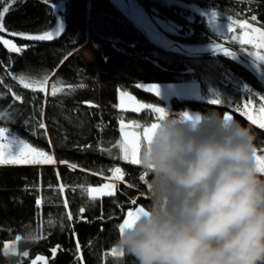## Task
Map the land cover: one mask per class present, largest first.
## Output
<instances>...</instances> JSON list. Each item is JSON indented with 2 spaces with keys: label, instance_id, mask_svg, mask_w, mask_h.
I'll return each instance as SVG.
<instances>
[{
  "label": "trees",
  "instance_id": "trees-1",
  "mask_svg": "<svg viewBox=\"0 0 264 264\" xmlns=\"http://www.w3.org/2000/svg\"><path fill=\"white\" fill-rule=\"evenodd\" d=\"M135 2L142 7L143 16L152 17L167 35L186 45L224 42L250 55L248 46L227 40V35L209 26L208 12L222 13L218 18L238 26L241 20H252L255 15L264 25V4L245 0ZM4 8L9 9L3 15L7 31H0V35H43L55 29L58 17L62 25L51 40L31 42L14 36L23 49L19 53L10 52L0 40V110L7 113L11 109L0 118V128L57 158L55 164L0 166V264H137L134 256H113L112 251L127 211L150 204L151 177L147 174L141 180L147 173L142 164L119 158L120 149L114 145L121 139V119L145 125L156 115L147 108L141 112L120 109V92L130 91L139 100L159 103L164 100L138 85L194 78L207 94L210 87L193 64L208 60L216 61L214 67L219 71L226 69L242 78L263 96L264 83L229 57H182L158 48L110 0H0V12ZM83 46L85 55L77 53ZM21 75L31 79L48 75L46 92L25 88L18 80ZM53 85L58 90L55 96ZM12 93L21 96L23 102L14 100ZM169 108L175 112L197 110L202 117L231 111L233 119L251 125L257 148L264 147V131L227 103L173 97ZM251 108H257L256 104ZM41 120L47 127L46 136L38 127ZM101 147L111 151L102 152ZM70 164L77 167L73 170ZM117 167L125 179L115 183V195L92 201L87 188L106 184ZM37 200L41 201L39 206ZM49 219L55 221L51 227ZM9 243L14 249L6 253Z\"/></svg>",
  "mask_w": 264,
  "mask_h": 264
},
{
  "label": "clouds",
  "instance_id": "clouds-1",
  "mask_svg": "<svg viewBox=\"0 0 264 264\" xmlns=\"http://www.w3.org/2000/svg\"><path fill=\"white\" fill-rule=\"evenodd\" d=\"M256 133L224 115H167L140 151L150 204L117 248L137 264H264V174Z\"/></svg>",
  "mask_w": 264,
  "mask_h": 264
},
{
  "label": "snow or ice",
  "instance_id": "snow-or-ice-1",
  "mask_svg": "<svg viewBox=\"0 0 264 264\" xmlns=\"http://www.w3.org/2000/svg\"><path fill=\"white\" fill-rule=\"evenodd\" d=\"M14 2V0H13ZM9 11L8 8H4L3 12H0V31H7L4 27L3 23V15ZM215 15V13H213ZM253 21L257 20V17L253 15L251 17ZM62 24V22L60 23ZM59 24V25H60ZM239 27L245 29V35L243 38H237L241 39V43L248 45V44H253L256 47L264 49V30H261L260 28H253L251 24L248 23L247 20L243 21L242 23L239 24ZM251 29L252 32H254L258 39L255 41L250 38L249 33L247 30ZM59 34V28H57L56 32H47L43 35H25L23 33H11L12 36H20L21 38L25 40H31V41H44V40H51L54 38V35ZM0 40H2L3 44L8 47V50L10 52H22L23 49L21 47H17L14 43H11L8 39H3L0 37ZM216 52L222 53L226 56L234 57L235 54L230 52L227 48H220L219 46L216 47L215 49ZM250 55H255L256 59H258L261 62H264V55L260 54H250ZM14 79H17L14 77ZM19 83L23 84L25 88H31L33 91L39 90L42 92H46L45 84L48 80V75H44L40 79H31L29 77H25L24 75H21L18 77ZM139 87H143L142 85H138ZM147 91H152L155 92L156 95L160 94V89L159 87H147ZM57 87L53 85L52 87V95L55 96L57 94ZM247 92L250 90H246ZM14 100L20 101L21 103L23 102L22 97L19 95H16L15 93H12ZM2 98V97H0ZM124 94L121 93V103L118 105L121 109L124 108H131L132 111L138 112L143 110L144 108H151L153 112L157 113V122L152 123L150 126L143 127L142 131H132L130 132L129 130L126 129L124 122L121 121V126H120V132H121V139L114 145L115 147H118L122 153V159L125 161H128L131 164L135 165H141L142 161L140 160V151L144 143L151 142V139L155 133V130L159 126V121L163 119L165 116H167V113L165 109L160 108V107H153L151 105H144V104H139L136 102L135 104H128L126 105L124 103ZM129 100L134 101V97L129 96ZM261 100H264V96H261ZM89 104L90 107H99L98 105L92 104L91 102H86ZM213 104H219L220 101L218 99H214L211 101ZM251 105L247 102H243L241 104H234L231 106L230 109H234L236 112H241L243 116L247 117V120L251 122L252 125L257 126L259 129H264V103L260 104L259 108H253L252 111H249V108ZM11 109L9 108L7 110V113L5 111H0V118L5 117L6 114H10ZM41 115H43V107H41ZM224 118L226 121H230L233 119L232 115L225 114ZM183 120L185 121H192L193 124H196L199 122L200 117L196 116L193 117L189 113H183ZM27 123V122H26ZM38 127L40 129H44V134L46 136L47 134V127L41 120L38 123ZM129 127H132L129 125ZM136 127H140L139 125H136ZM102 130V129H101ZM6 133L7 129L5 128H0V165H5V164H55V157L54 154H49V152L39 150L36 147L31 146L30 144L24 143L23 141H16V143L20 144V147L15 150H10L12 148V144L14 141H9L8 144L6 145L4 143V139L6 138ZM102 143V142H101ZM49 145L51 146V141L49 139ZM91 147V146H87ZM100 151H111V149H104L101 147L99 149ZM258 161L260 162V167L259 171L264 174V155H257ZM61 163H67L66 161H61ZM70 168L73 170L77 167L75 164H70ZM148 173H145L144 176H141V180H145L146 176ZM113 179L124 181L125 179V174L122 171L121 168L117 167L113 170ZM63 187V186H61ZM148 188L151 189V185H148ZM87 193L89 198L92 201H95L97 199H102L104 196H114L115 195V185L111 183H106L103 187L96 188V187H90L87 188ZM133 204H136L137 201L133 200ZM38 206L41 204L40 200H37ZM65 206H67V202L65 201ZM84 211V208L80 209V212L82 213ZM145 208L144 207H138L135 211L129 210L127 212V218L123 219L122 224L120 225V233H122L125 229L126 226H130L131 223L134 222V218H136L139 214L144 213ZM68 219L71 220L72 216L71 213H68ZM55 221L49 219L48 221V226L51 227L53 226ZM61 227H63V223L61 220ZM74 234V233H73ZM33 238V237H30ZM17 240L20 238L17 237ZM11 245H5V252L7 253L10 249ZM80 245L79 242H77V249H79ZM56 249H53V253H55ZM116 250L113 249L112 255L115 256ZM24 256H27L28 253L24 252ZM120 256L124 255V252L120 251L119 253ZM38 259L42 260L43 257H39ZM82 259V257H81Z\"/></svg>",
  "mask_w": 264,
  "mask_h": 264
},
{
  "label": "rangeland",
  "instance_id": "rangeland-1",
  "mask_svg": "<svg viewBox=\"0 0 264 264\" xmlns=\"http://www.w3.org/2000/svg\"><path fill=\"white\" fill-rule=\"evenodd\" d=\"M213 13H215V15H213ZM208 14H209V17H208L209 26L215 32L222 34V35H227L229 33V30L231 27V22L228 19L218 18V16H223L222 13L208 12ZM247 21L249 24L252 25L253 28H260L261 30H264V25L261 24L260 22L253 21V20H247ZM248 33H249V36H252V39L254 41L256 39H258L257 35L254 32H252L251 29L248 30ZM0 37H2L3 39H8L11 43H16L14 36L0 35ZM239 46H241V45H239ZM85 47H88V45H85ZM85 47L84 46L81 47L77 51V53H81V54L85 55L86 51L83 50ZM88 48L91 49L90 47H88ZM250 49L251 50L249 51V54H257L258 53L260 55H264V49L256 47L253 44L250 45ZM250 56L253 59H255L256 61H258L259 63H261L262 65H264V62H261L258 59H256L255 55H250ZM216 64H217L216 61H209V60L208 61H195L193 64L194 67L197 68V70H198L197 72L200 73L204 77L208 86L210 87V91L207 94H204L203 90L201 89L200 83L194 78L189 79V80H181V81H173V82L140 83L139 85L143 86V87H141L143 90H146L147 87H159L160 94L157 96H159L161 99H163L164 102H159V103H155V102L152 103L151 102L150 103V102L142 101V100H139L134 93H132L130 91H124V92H120L118 105H120V103H121V93H123L124 94L123 99H124V103L126 105L135 104L136 102H138L139 104L151 105L153 107L163 108V109H165L167 115H173L174 114L177 117L182 118L183 113H189L193 117L199 116L200 120H201L203 117L200 114V112L197 110L184 109L182 112L171 111V109L169 108L170 99L173 97H176V98H181V99H194V100H201V101L202 100H208L210 102L214 99H218L220 101V103H227L230 106H232L234 104H241L243 102H247L251 106L253 105V103H255L256 107H257L256 109L259 108L260 104L264 103V100H261V96H263V95H261L259 92H256V90H254L252 88V86H250L248 83H246L245 80L234 75L230 71H226V69L223 71H219V69L214 67V66H216ZM49 88H50V85L48 83V85H47V91L48 92H49ZM246 90H250V91L247 92ZM149 92H152V91H149ZM152 93L155 94V92H152ZM129 96L134 97V101L129 100L128 99ZM256 97H257V99H256ZM257 100H259V101H257ZM144 109H146V108H144ZM147 109H151V108H147ZM122 110H131V108H124ZM143 110H141V111H143ZM0 111H5V109L0 110ZM141 111H138V112H141ZM226 113L233 116L231 111H227ZM155 115H156V119L154 121L150 122L149 124H145V125H142L139 122L127 121V120L121 119L119 122V127L121 126V121H123L126 129L129 130L130 132L142 131L143 127L150 126L152 123L157 122L158 114L155 113ZM186 122H189V121H186ZM129 125H131L132 127H129ZM136 125H139L140 127H136ZM9 141H14V143L12 144V148L10 150H15V149H18L20 147V144L16 143V141H23L24 143L30 144L29 142L22 139L21 137L14 135V134H10L9 131L7 130L6 138L4 139V143L7 145ZM30 145L33 147H36L39 150H43V149H41L37 146H34L32 144H30ZM43 151H45V150H43ZM257 155H264V147L263 148H257ZM54 157H55V161L57 162V158H56L55 154H54ZM118 157L122 159L121 151L119 152ZM6 165L12 166V165H26V164H5V165H0V166H6ZM37 165H39V164H37ZM116 182H121V181L113 179V176L107 180V183H111L114 185ZM104 185H105V183L100 185V186H91V187L100 188V187H103ZM138 207H141V205H139L135 208L129 209V210L135 211ZM126 218H127V213H126L124 219H126ZM122 222H121V224H122ZM8 245H11V244L9 243ZM13 249H14V244L11 245L10 251H8L7 253H10L11 250H13ZM113 249L116 250L117 254L120 253V250L117 248V246L114 247Z\"/></svg>",
  "mask_w": 264,
  "mask_h": 264
},
{
  "label": "water",
  "instance_id": "water-1",
  "mask_svg": "<svg viewBox=\"0 0 264 264\" xmlns=\"http://www.w3.org/2000/svg\"><path fill=\"white\" fill-rule=\"evenodd\" d=\"M110 1L132 23V25L136 29H138L152 44L156 45L158 48L163 49L168 53L182 57H229L241 63L264 83V65H262L261 63L253 59L250 55L235 47L234 45L224 42L203 46H193L179 43L172 39L169 35H167L152 17L148 15L143 16V9L135 2V0ZM57 8L58 5L55 6V9ZM60 23L61 18L58 17V23L55 29H53V31L51 32H56L57 28L60 29L62 25ZM14 44L19 47L18 44ZM217 46H219L220 48H227L230 52L234 53L235 56L230 57L216 52L215 49ZM252 109L253 108H249V111H252ZM262 130L264 131V129Z\"/></svg>",
  "mask_w": 264,
  "mask_h": 264
},
{
  "label": "crops",
  "instance_id": "crops-1",
  "mask_svg": "<svg viewBox=\"0 0 264 264\" xmlns=\"http://www.w3.org/2000/svg\"><path fill=\"white\" fill-rule=\"evenodd\" d=\"M242 22H243V21L241 20V22H239V23H242ZM234 27H237L238 29H240V30L243 31V32H242V33H239L238 30L234 29V30H232L231 35H232L233 31H236V34L232 36V37H236V39H235V40H233V39L229 40V39L227 38V40H229V41H231V42H234V43H236V44H239V45H241V46H248V47H249V48H248V51H250V50H251V49H250V45H251V44L245 45V44L241 43V39H242L243 36L245 35V31H246L245 29L239 27L238 25H231L230 30H229V33L227 34V37H229V34H230V31H231V28H234ZM247 31H248V30H247ZM239 34H240V35H239ZM238 37L241 38V39H237ZM250 38H252V36H250Z\"/></svg>",
  "mask_w": 264,
  "mask_h": 264
},
{
  "label": "built area",
  "instance_id": "built-area-1",
  "mask_svg": "<svg viewBox=\"0 0 264 264\" xmlns=\"http://www.w3.org/2000/svg\"><path fill=\"white\" fill-rule=\"evenodd\" d=\"M233 1L234 2H238V1H243V0H233ZM245 1L248 2V3L250 2V3H255V4H264V0H245ZM234 29H236L239 32H241V30L238 29L237 27L232 28L231 31H230L229 37H228L229 40H231V39L235 40L236 39V37H232V35H231V32ZM172 116H176V115L173 114Z\"/></svg>",
  "mask_w": 264,
  "mask_h": 264
},
{
  "label": "bare ground",
  "instance_id": "bare-ground-1",
  "mask_svg": "<svg viewBox=\"0 0 264 264\" xmlns=\"http://www.w3.org/2000/svg\"><path fill=\"white\" fill-rule=\"evenodd\" d=\"M243 31L239 32L242 33ZM236 34V31H233L232 36ZM240 35V34H239ZM11 245H13V243H10Z\"/></svg>",
  "mask_w": 264,
  "mask_h": 264
},
{
  "label": "flooded vegetation",
  "instance_id": "flooded-vegetation-1",
  "mask_svg": "<svg viewBox=\"0 0 264 264\" xmlns=\"http://www.w3.org/2000/svg\"><path fill=\"white\" fill-rule=\"evenodd\" d=\"M262 130V129H261ZM263 131V130H262Z\"/></svg>",
  "mask_w": 264,
  "mask_h": 264
}]
</instances>
